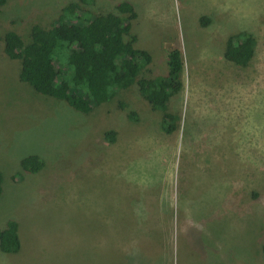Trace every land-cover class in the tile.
Returning <instances> with one entry per match:
<instances>
[{"label":"rangeland","instance_id":"obj_1","mask_svg":"<svg viewBox=\"0 0 264 264\" xmlns=\"http://www.w3.org/2000/svg\"><path fill=\"white\" fill-rule=\"evenodd\" d=\"M76 1L8 0L1 34L28 41ZM124 1L138 14L137 47L153 57L142 77L166 75L169 53H182L183 89L169 106L179 130L163 132L137 86L87 114L43 96L0 41V228L15 220L22 242L0 264H264V0L90 9ZM242 32L256 38L247 67L225 58ZM30 155L44 161L37 173L21 167Z\"/></svg>","mask_w":264,"mask_h":264},{"label":"trees","instance_id":"obj_2","mask_svg":"<svg viewBox=\"0 0 264 264\" xmlns=\"http://www.w3.org/2000/svg\"><path fill=\"white\" fill-rule=\"evenodd\" d=\"M7 3L8 0H0V8ZM94 3L95 0L70 2L49 28L33 26L28 41L16 32L2 35L0 30L5 55L21 61L20 80L37 93L64 101L84 114L137 86L152 109L163 114V132L174 134L179 130L180 119L169 112V106L183 89L182 53L177 49L169 53L166 75L142 77L153 57L137 47L138 36L132 33V21L138 18L135 7L124 1L116 5V12L95 15L90 9ZM255 54L256 38L251 33L228 38L225 58L237 66L247 67ZM129 117L135 119L136 114L130 113ZM115 135L108 132L106 139L114 142ZM43 166L44 161L37 155L21 161L22 169L28 173H37ZM3 181L0 171V196ZM21 249L19 225L9 220L0 228V251L18 254ZM262 250L264 253V244Z\"/></svg>","mask_w":264,"mask_h":264}]
</instances>
